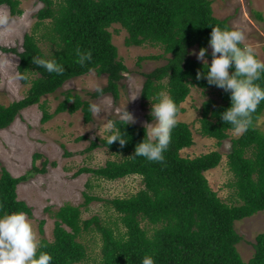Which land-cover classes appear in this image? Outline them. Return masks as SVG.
<instances>
[{"label": "trees", "instance_id": "1", "mask_svg": "<svg viewBox=\"0 0 264 264\" xmlns=\"http://www.w3.org/2000/svg\"><path fill=\"white\" fill-rule=\"evenodd\" d=\"M43 6L36 13L31 32L23 36L22 50L4 48L17 53V69L24 84L25 96L7 105L0 104V129L7 127L20 110L37 104L42 112L41 122L53 115L80 110L85 122H90L89 100L77 93L66 91L55 110L50 113L45 95L55 93L69 79L95 70L105 74L106 85L102 92L90 93L92 98L111 93L120 95L119 82L127 67L118 54L109 30L119 24L127 32L126 46L150 45L162 50L158 55L139 56L158 59L169 55L166 63L150 72L142 73L144 82L140 97L144 104L159 93L170 95L181 106L191 87L216 92L217 99L209 98L200 108L202 136L213 138L218 145L233 131L220 114L230 107V94L206 79H196L202 62L189 57V49L208 47L211 26L231 27L226 18L213 14L211 0H41ZM19 0H0L13 15L21 14ZM262 19L261 13H256ZM47 45L43 51L40 43ZM90 51L92 60L81 66L77 63L75 49ZM65 66L62 75L48 73L33 62L35 58L52 56ZM209 57L210 54L208 55ZM210 63V62H209ZM264 86V78L259 81ZM264 112L262 101L252 115L249 129L231 137L226 164L231 179L225 184L230 190L223 199L213 190L205 172L217 167L222 159L218 150L195 157L182 156L180 151L193 144L189 125L179 121L172 131V140L165 153L163 164L134 157L136 144L145 136L144 126L135 123L123 126L128 142L124 147L118 141L108 145L106 138L92 140L87 150L100 146L120 156L96 169L81 168L78 173L90 172L97 178L116 180L137 175L141 188L128 196L114 197L107 202L118 221L99 222L98 216L81 218L80 206L69 203L55 213L53 240L41 238L46 247L42 250L53 256L52 264H77L87 257L86 247L78 240L82 231H96L101 237L99 264H141L146 254H152L155 264H264V232L258 233L252 243L253 252L244 260L237 245L242 236L236 231L238 220L264 210V133L257 122ZM117 124L122 119H114ZM228 155V156H227ZM41 157L36 154L34 159ZM255 166V167H254ZM34 163L32 171L15 177L5 167L0 171V214L17 210L31 215L28 204L18 199L17 185L34 172H44ZM198 185V186H197ZM85 204L97 197L84 193ZM185 200V202H184ZM181 206V207H180ZM43 223L39 232L43 234Z\"/></svg>", "mask_w": 264, "mask_h": 264}, {"label": "rangeland", "instance_id": "2", "mask_svg": "<svg viewBox=\"0 0 264 264\" xmlns=\"http://www.w3.org/2000/svg\"><path fill=\"white\" fill-rule=\"evenodd\" d=\"M213 14L226 18L233 28L244 31V44L251 45L258 58L264 60V0H211ZM21 14L13 15L7 5H0V17L6 16L7 26L0 25V104L7 105L23 98L29 85L19 78L17 53L6 51V48L22 50L23 36L32 30L36 22V13L43 6L41 0H19ZM261 13L262 19L256 16ZM109 30L112 41L117 46L118 54L127 67V72L119 82L120 95L115 99L111 93L92 98L90 93L106 85L105 74L95 70L66 81L55 93L45 95L41 101L46 102L48 112L52 113L58 103L63 100L64 93L70 91L79 94L82 99L89 100L101 108L98 117L92 114L90 122H85L80 110L70 114L62 112L53 115L47 122H41L42 112L37 104L20 110L7 127L0 129V171L5 167L13 176L18 177L32 171L33 163L44 172H34L27 180L17 185L18 199L25 201L31 208L32 221L37 239L43 237L53 240L54 213L65 203L80 206L81 218L98 216L101 224L118 221L116 214L108 204L114 197L128 196L137 192L141 186L140 177L130 175L116 180L97 178L90 172H79V169H96L107 161L119 160L105 147L100 146L87 150L92 140L106 138L104 125L109 120L122 119L125 109L135 119V124L152 122L151 105L144 104L140 97L144 82L142 73L166 63L169 55L158 59H145L138 63L139 56L158 55L162 50L150 45L126 46L124 41L127 32L119 24H112ZM43 51L47 45L40 43ZM199 51L196 46L189 49ZM211 49L209 48V54ZM189 57L197 60L195 55ZM211 62V57H207ZM199 61V60H197ZM201 62V61H199ZM134 98V99H133ZM217 99L216 92L191 87L189 95L181 106L183 111L177 116L179 121L186 122L192 132L193 144L180 151L182 156L195 157L211 150L222 154L220 164L205 172L211 188L223 199H227L230 190L225 184L231 179L226 164V154L231 145L230 138L237 137L234 131L220 145L213 138L200 134V108L202 102ZM257 127L264 131V112L257 122ZM264 133V132H263ZM240 135V134H239ZM36 154L41 157L34 159ZM84 193L97 197L85 204ZM43 223V234L39 232V224ZM236 231L242 236L237 245L242 258L246 261L252 255L255 236L264 232V210L235 223ZM78 240L86 247L87 257L77 264H99L101 237L96 231H82Z\"/></svg>", "mask_w": 264, "mask_h": 264}, {"label": "clouds", "instance_id": "3", "mask_svg": "<svg viewBox=\"0 0 264 264\" xmlns=\"http://www.w3.org/2000/svg\"><path fill=\"white\" fill-rule=\"evenodd\" d=\"M6 16L0 17V25L7 26ZM208 47L189 52L202 62L196 79H206L207 84L223 89L230 94V107L221 114L225 124H229L237 135L246 132L252 125V115L264 101V86L259 81L264 78V60L258 58L251 45L244 44L245 34L240 28L211 26ZM209 48L211 62H208ZM77 63L81 66L92 60L90 51L75 49ZM33 62L48 73L62 75L65 66L53 55L51 58H35ZM23 79V76L19 77ZM97 92L102 89L97 87ZM134 99V98H133ZM152 122L144 124V139L136 144L134 157H143L149 162L163 164L165 153L172 140V131L178 124L179 107L168 94H156L151 100ZM89 111L96 117L101 113L97 104H90ZM123 123L109 120L104 125L106 142L111 145L118 141L121 147L128 142L125 125L135 123V119L125 109ZM43 245L36 236L32 221L23 210L0 214V264H52L53 256L42 249ZM141 264H155L152 254H146Z\"/></svg>", "mask_w": 264, "mask_h": 264}, {"label": "bare ground", "instance_id": "4", "mask_svg": "<svg viewBox=\"0 0 264 264\" xmlns=\"http://www.w3.org/2000/svg\"><path fill=\"white\" fill-rule=\"evenodd\" d=\"M6 48V47H5ZM4 49V48H3ZM264 132V131H263ZM228 156V155H227ZM227 161V160H226ZM255 167V166H254ZM198 186V185H197ZM184 202H185V200H184ZM181 207V206H180Z\"/></svg>", "mask_w": 264, "mask_h": 264}]
</instances>
